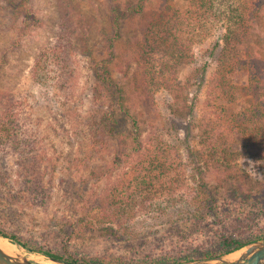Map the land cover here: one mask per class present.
Instances as JSON below:
<instances>
[{
  "label": "rangeland",
  "instance_id": "rangeland-1",
  "mask_svg": "<svg viewBox=\"0 0 264 264\" xmlns=\"http://www.w3.org/2000/svg\"><path fill=\"white\" fill-rule=\"evenodd\" d=\"M17 1L0 0L1 230L17 235L33 250H53L81 262L123 257L148 264L214 258L206 256L217 252L223 234L264 231V154L258 151L262 146L253 143L258 136L254 131L248 134L244 127L233 128L254 102L249 72L232 68L233 60L219 62L226 35L239 30V15L250 16V0H211L212 5L201 11L197 0H149L144 15L128 19L119 30L113 80L125 89L126 105L138 117L141 140L147 141V147H152L149 140L156 137L152 148L158 151L156 156L178 149L165 157L171 174L159 170L156 156L152 158L156 167L149 160L141 165L138 159L123 166L114 162L120 133L127 137L132 123L118 103H107V93L114 89L104 86L97 76L98 65L107 58L105 38L113 35L111 0H30L36 20L26 25L21 19L15 23L13 4ZM259 1L262 35L256 45L250 44L260 52L256 57L263 69L264 0ZM72 17L74 32L66 37L73 40V53L70 61L57 66L48 60L49 52ZM162 19L181 27L185 47L173 58L158 45V35H148L149 23ZM218 44L221 49L216 48ZM42 55L44 67L48 63L39 84L32 71ZM207 64L205 81L200 84L194 73L198 76ZM225 83L227 89L221 87ZM182 99L185 109H181ZM189 105L196 111L193 123ZM102 116L107 122L116 120L113 134L101 127L98 117ZM91 130H99L103 138L92 142ZM213 136L226 149L221 156L231 153L230 162L225 156L220 160L229 162L225 168L211 160ZM187 141L216 199L215 209L205 205L203 222L182 203L191 201L199 189L193 171L197 164L185 151ZM143 164L152 169L156 188L150 201L143 190L133 188L138 201H145L147 207L135 208L137 215L129 220L127 232L111 233L102 222L81 225L95 213L87 201L92 193L99 195L120 180L128 181L125 174L129 178L130 168ZM224 178L227 182H222ZM160 204L169 207L167 215L158 210ZM177 207L183 215L179 223L162 227L159 233L144 232ZM113 225L115 232L117 225ZM30 256L38 263L51 262L38 252Z\"/></svg>",
  "mask_w": 264,
  "mask_h": 264
},
{
  "label": "trees",
  "instance_id": "trees-1",
  "mask_svg": "<svg viewBox=\"0 0 264 264\" xmlns=\"http://www.w3.org/2000/svg\"><path fill=\"white\" fill-rule=\"evenodd\" d=\"M148 1L149 0H133L128 3H124L122 0H111L109 10L111 11L110 18L113 25V35L111 37L105 38V42L108 47L107 58L104 59L98 65L97 68V76L100 78V82L104 84V86H106L107 88L114 89V91H111V93H107V103L112 104V101L114 103H118L120 105L119 110L125 113V115L131 119L132 123L131 133L127 135V137L124 133H120L119 136L120 140H118V147L115 150V154L113 156L114 162L118 166L129 164L131 163V161L138 159L140 165L143 161L146 162L147 160H149L148 164H153L152 167H156V164L154 163L155 161H152V158H154L158 152L152 151L154 144L153 141L156 140V137L154 136L155 138L149 140L152 143V147L149 145L147 147V141L143 142V140H141L142 131L140 128L141 126L139 124L140 121L138 117L132 112V110L126 105L127 100L125 89L118 87L112 77V65L114 64L116 58L115 50L116 42L119 39V30L122 27V24L128 19L144 15V13L146 12V5ZM197 1H199L200 4L196 3V6L200 11L205 7L209 6L210 4L212 5L211 0ZM250 1L251 7L249 8V10H252L250 16L243 17L241 15L240 17L239 15L238 22H241L239 23V30H231L230 34L226 35V38L224 40V42H226L222 49L220 44H218L216 48L220 47L221 49L219 52L220 63H225L226 59L228 61L233 60L232 68L239 67L241 69L243 68V70H248L249 72V92L252 96H254V102L252 103L251 109L239 117L238 123H236L235 127L233 128L243 129L244 127L243 132L247 133L248 131V134L249 131L251 133L254 131L258 136L256 138V141H254L253 143L261 145L262 147H260L258 151L264 154V60L261 61L263 66L262 69L260 65V58L256 57V55L260 52L258 50L254 51L253 46L250 44L254 43L256 45L257 40L262 35L259 21L260 14L262 13V7L260 6L259 0ZM29 2L30 0H19L13 4V12L15 15L14 18H16L15 23H17L19 19H21V21L26 25L27 23L36 20L33 11L29 7ZM170 22L172 21L169 19L167 20V23H165L164 20L158 23L157 21L153 20L151 23H149L150 27L148 30V35L150 33L151 35H158V45L166 50L165 53L168 56H172L173 58L175 57L177 52L181 50V47H185V45L183 46L182 40L180 38V25L176 23L175 25H172ZM65 23L66 26L63 27V31H61L60 39L55 49H52L49 52L50 55L48 54V60L53 59V61L56 62L55 65L57 66H59L61 62L63 63L71 58V54L73 53L72 49L74 48L72 42L73 40L71 39V37L66 36L74 32L73 25L75 24V18L72 17V19H67ZM21 27L22 24L20 25V28ZM21 31L22 30H20L19 32L21 33ZM242 52H245V54H243ZM64 55L66 59H63ZM237 55L240 56L238 57ZM45 62V55H42L38 59V62L36 63L32 71L34 80L37 81L39 84H41L44 78L42 75V68L44 67ZM47 63L45 67H47ZM179 63L182 64V61ZM208 68V64L206 66H203L201 69L202 72L198 76L194 73V78L196 79V81H198V83L202 84L203 81H205ZM167 84H169V81ZM221 87L223 89H227L226 83ZM147 92H149L148 88ZM148 94H146V97L149 99L150 96ZM181 103L183 104V107L181 109H185L187 105L184 103L183 99ZM188 113L190 123H193L194 119L196 118V111L193 105L188 106ZM107 116H110V114ZM98 118H100L99 122L101 124V127L106 130L109 134H113L115 127V125L113 124H116V120L110 118V121L107 122L106 119H103V116ZM112 120L113 123L110 124ZM89 135V140H91L92 142L96 141V138L102 137L101 133H99V130H95L94 132L93 130H91ZM214 136L212 139L213 145L211 146V160L215 161L217 165L223 166L222 168H225L231 161V158H229L231 153L227 151L223 155L227 158V161L229 162L221 163L220 160L223 157L221 156V153L222 151L225 152L226 149L222 148V146L216 143V139L214 138ZM249 139H251V137ZM177 150L175 147H173L170 149V151H166V153L168 154H166L165 151L162 153V155L165 153L164 157L162 155L161 157L156 156L155 160L158 162L157 167L160 168L159 170H162L167 174H171V170L166 166L168 159H166L165 157H169L173 152H176ZM185 151L188 154V159H191L193 163L197 164L193 167V171L196 175L195 179H197L199 189H197V194L191 201H183L182 203H184V208L187 211H191V215H195L196 218L200 219V221L203 222V218H206L203 216L204 214H202L205 205H211V207L215 209L216 199L211 191L210 186L205 180L206 178L204 177L203 168L198 162V158L193 150V145L191 141H187ZM225 164L227 165L224 166ZM130 169L133 173L129 176V178L128 174H125V177L128 179V181L120 180L119 183H115L110 189L107 188V191L99 193V195L96 192L92 193V197H90L87 201L91 202V206H93L91 207V209L94 210L95 213L93 215L90 214L87 218H84L81 222V225H97V223L102 222L106 230L110 231L111 233L116 234L117 232H119V230H121V232H127V230L129 229V220L135 218L134 216L137 215L135 208L147 207V203L145 201H138V197L134 195L136 191H132L133 188H136L137 190H143L144 196L149 201L150 196L154 192V188H156V186L154 185V173L152 172V169L145 165L141 168L131 167ZM95 173L97 172H94V174ZM109 175L111 174L109 173ZM223 181L227 182V179L224 178L222 182ZM173 189H175V186H173ZM164 190H166L165 187ZM248 195L251 196V193H248ZM167 208L169 207L166 206L163 208L161 204L158 206V210H160V212L164 213L165 215H167ZM182 216L183 215L181 213V210H179V207L174 208L172 211H170V215L167 217V219H165L164 221H156L154 224H151V226H148L147 229L145 228L144 232H148L149 234L159 233L162 230V227H164L165 229L168 226L179 223L182 219ZM113 224L117 225V229L115 232L112 231V229H114L115 227ZM0 236L8 238L12 243L18 245L19 247L27 249L29 252H38L49 258H55L69 262H77L80 264H148V262L146 261H129L123 257L117 259H114L112 257L96 258L91 259L89 261L81 262L72 256L63 255L53 250L34 249V251L33 248L29 247L28 244L19 239L17 235L13 233H8L1 229ZM261 238H264V231L260 229L255 230L252 234H246L244 236H238L234 233H229L228 235L223 234L218 244V248L216 250L217 252L215 254L208 253L206 257L209 258L237 251L246 246L248 243ZM188 259L189 257L183 260L176 258L174 259V261H170V263L164 262L162 264H181Z\"/></svg>",
  "mask_w": 264,
  "mask_h": 264
},
{
  "label": "water",
  "instance_id": "water-1",
  "mask_svg": "<svg viewBox=\"0 0 264 264\" xmlns=\"http://www.w3.org/2000/svg\"><path fill=\"white\" fill-rule=\"evenodd\" d=\"M16 246L19 248L20 253L15 256L9 255L0 247V264H39L30 256L32 254H36L37 252H24V250L20 249L22 247H19L18 245ZM238 251H242L240 257L234 260H230L228 258L232 253ZM43 256L54 264H80L77 262L49 258L45 255ZM182 264H264V238L248 243L243 248L228 254H223L209 259L190 261Z\"/></svg>",
  "mask_w": 264,
  "mask_h": 264
},
{
  "label": "bare ground",
  "instance_id": "bare-ground-1",
  "mask_svg": "<svg viewBox=\"0 0 264 264\" xmlns=\"http://www.w3.org/2000/svg\"><path fill=\"white\" fill-rule=\"evenodd\" d=\"M0 247L9 255L15 256L18 253H20L19 248L14 243H12L9 239H6L2 236H0ZM241 254H242V251H238V252L232 253L228 258L230 260H234L240 257ZM39 264H54V263L44 262V263H39Z\"/></svg>",
  "mask_w": 264,
  "mask_h": 264
},
{
  "label": "clouds",
  "instance_id": "clouds-1",
  "mask_svg": "<svg viewBox=\"0 0 264 264\" xmlns=\"http://www.w3.org/2000/svg\"><path fill=\"white\" fill-rule=\"evenodd\" d=\"M251 163V162H250Z\"/></svg>",
  "mask_w": 264,
  "mask_h": 264
}]
</instances>
